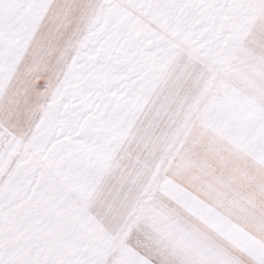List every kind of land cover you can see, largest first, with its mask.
<instances>
[{"label":"snow or ice","instance_id":"6c2138e0","mask_svg":"<svg viewBox=\"0 0 264 264\" xmlns=\"http://www.w3.org/2000/svg\"><path fill=\"white\" fill-rule=\"evenodd\" d=\"M0 264H264V0H0Z\"/></svg>","mask_w":264,"mask_h":264}]
</instances>
